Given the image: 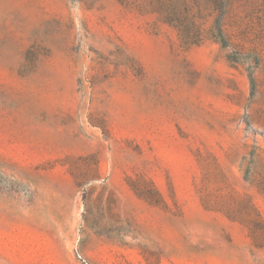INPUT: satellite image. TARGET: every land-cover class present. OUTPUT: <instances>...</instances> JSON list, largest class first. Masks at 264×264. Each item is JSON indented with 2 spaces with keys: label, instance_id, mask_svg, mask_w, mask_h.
<instances>
[{
  "label": "rangeland",
  "instance_id": "rangeland-1",
  "mask_svg": "<svg viewBox=\"0 0 264 264\" xmlns=\"http://www.w3.org/2000/svg\"><path fill=\"white\" fill-rule=\"evenodd\" d=\"M151 1L0 0V264H264V0Z\"/></svg>",
  "mask_w": 264,
  "mask_h": 264
},
{
  "label": "trees",
  "instance_id": "trees-1",
  "mask_svg": "<svg viewBox=\"0 0 264 264\" xmlns=\"http://www.w3.org/2000/svg\"><path fill=\"white\" fill-rule=\"evenodd\" d=\"M151 2L154 8L162 14L164 19L176 25L179 30L180 38L184 44H196L204 39L206 30L203 25L205 22L201 21V18L189 13L186 2H183L185 5L183 11H177L172 7L171 3L166 0H152ZM214 29L217 30L218 36L223 39V25L220 21L215 20L210 31Z\"/></svg>",
  "mask_w": 264,
  "mask_h": 264
}]
</instances>
